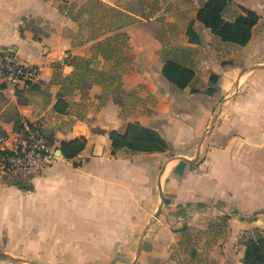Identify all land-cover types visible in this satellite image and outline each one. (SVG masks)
<instances>
[{"label": "crops", "instance_id": "crops-1", "mask_svg": "<svg viewBox=\"0 0 264 264\" xmlns=\"http://www.w3.org/2000/svg\"><path fill=\"white\" fill-rule=\"evenodd\" d=\"M86 1L0 0V46L40 68L19 94L0 90V131L40 120L54 152L26 188L0 180V264H166L179 225L203 228L222 215L227 237L210 256L243 264L241 236L255 229L264 238V0H230L232 15L242 7L258 16L243 46L195 20L205 0L141 7L123 28L132 61L119 80L123 103L136 89L135 117L120 116L103 85L77 88L73 67L63 63L92 56L96 40L80 36L66 12ZM98 1L117 10L140 0ZM181 9L191 12L184 17ZM168 22L181 26L174 60L195 74L184 89L162 76L161 40L146 28ZM59 96L67 103L62 113L54 110ZM134 121L157 131L167 148L113 153L108 132L123 133ZM77 138L85 139L81 152L63 158L60 143Z\"/></svg>", "mask_w": 264, "mask_h": 264}, {"label": "trees", "instance_id": "trees-1", "mask_svg": "<svg viewBox=\"0 0 264 264\" xmlns=\"http://www.w3.org/2000/svg\"><path fill=\"white\" fill-rule=\"evenodd\" d=\"M145 6L152 11L155 7V0H148V2L140 0L138 7L129 4L128 7L117 10L98 0H87L76 11H74V5L67 8L66 12L75 22L83 13L96 17L93 23L96 33L89 37L96 40L92 45L91 58L71 57L63 62L65 65L73 67L72 78L75 77L77 80V88L87 90L92 83L97 82L103 85L105 90H110L113 95H124L119 80L121 75L128 71L132 55H130L128 46V35L123 28L133 21L138 12H143L141 7ZM231 7L230 0H205L196 10L195 20L209 29L221 41L243 46L250 40L258 16L253 11L242 7H238V11L232 15ZM85 10L88 11L85 12ZM107 12L112 13L107 15ZM94 13L98 14V17ZM102 26L106 27L104 33L99 32ZM187 34H190V29L187 30ZM98 56L104 61L105 69L104 66L101 70L97 68L100 63ZM161 74L169 83L179 89L190 86L195 79L191 68L167 58L163 60ZM71 81L72 79H68L69 84ZM32 84L34 82L28 83L26 87L16 91L15 94H19ZM114 102L119 104V99H114ZM66 107V101L59 96L54 110L62 113ZM19 127L20 122L15 120L14 131ZM2 133L0 131V134ZM108 136L111 140L113 153L119 149L131 152H161L167 148L166 142L157 131L143 127L136 121L129 122L123 133L110 131ZM47 138L53 143L50 137L47 136ZM84 144V138H77L69 142H61L59 150L63 158L71 160L81 152ZM1 153L0 151V155ZM20 188L24 187L21 185ZM243 246V264H264V238L262 236L246 239Z\"/></svg>", "mask_w": 264, "mask_h": 264}, {"label": "built area", "instance_id": "built-area-1", "mask_svg": "<svg viewBox=\"0 0 264 264\" xmlns=\"http://www.w3.org/2000/svg\"><path fill=\"white\" fill-rule=\"evenodd\" d=\"M43 1L70 4V0ZM39 73L37 65L20 62L13 48L0 46L1 91L15 93L35 82ZM52 144L40 120L22 121L18 130L0 134V180L18 187L29 183L51 165L54 159Z\"/></svg>", "mask_w": 264, "mask_h": 264}, {"label": "rangeland", "instance_id": "rangeland-1", "mask_svg": "<svg viewBox=\"0 0 264 264\" xmlns=\"http://www.w3.org/2000/svg\"><path fill=\"white\" fill-rule=\"evenodd\" d=\"M119 5L125 8L129 6V4L123 2L119 3ZM87 11L88 10H85V12ZM181 11L184 13L183 16L187 17L185 13L191 12V9H181ZM111 13L112 12H107V15H111ZM171 14H174L172 8L169 9V15ZM94 15H97L98 17V14L96 13H94ZM94 18L96 17L86 13H83L81 17H78L77 23L80 26V36L91 37L96 33L95 26L93 25L95 21ZM146 28L161 40L159 55L162 61L166 58L174 60L176 59L175 57L180 56L182 49L178 46L175 47V44L173 45V40L178 38V35L181 33V26L179 24L168 22L164 23L162 26L152 24ZM105 29L106 27L102 26L99 32L104 33ZM131 49H134L135 51L137 50L134 45ZM132 89L133 88H130V97H128L124 103L122 100H119L120 107L118 112L122 117H135L141 112L140 108H136V105H140L139 101L135 98L136 89ZM107 91L108 92H105L104 94L105 96L111 94L113 100L119 99L120 94L113 95L110 90ZM227 220H229L228 216L222 215L220 218H217V220L208 222L203 228L179 225L176 229V240L169 248V256L166 264H216L214 258L210 256V253L214 244L219 242V245H221L222 241H225V238L227 237ZM258 236L262 235L259 234L257 230L253 229L243 234L239 239V243L243 245L246 239L257 238Z\"/></svg>", "mask_w": 264, "mask_h": 264}, {"label": "water", "instance_id": "water-1", "mask_svg": "<svg viewBox=\"0 0 264 264\" xmlns=\"http://www.w3.org/2000/svg\"><path fill=\"white\" fill-rule=\"evenodd\" d=\"M22 187L26 188V187H27V184L22 185ZM158 213H159V211H157V214H158Z\"/></svg>", "mask_w": 264, "mask_h": 264}]
</instances>
